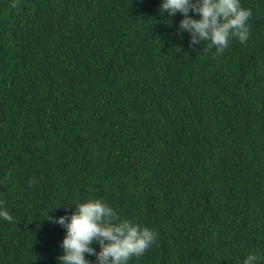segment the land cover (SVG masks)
Masks as SVG:
<instances>
[{"label": "trees", "instance_id": "trees-1", "mask_svg": "<svg viewBox=\"0 0 264 264\" xmlns=\"http://www.w3.org/2000/svg\"><path fill=\"white\" fill-rule=\"evenodd\" d=\"M159 3L0 0V264H56L48 209L95 197L155 233L128 264H264V0L219 53Z\"/></svg>", "mask_w": 264, "mask_h": 264}, {"label": "clouds", "instance_id": "clouds-1", "mask_svg": "<svg viewBox=\"0 0 264 264\" xmlns=\"http://www.w3.org/2000/svg\"><path fill=\"white\" fill-rule=\"evenodd\" d=\"M159 10L166 17L181 15L177 34L187 33L192 45L205 42L219 53L228 46L230 37L241 43L249 39L250 11L241 0H160ZM165 21L171 24L170 20ZM69 206L70 213L51 216L49 212L58 208L54 207L48 209L44 218L64 229L56 264H128L130 258L142 255L155 239L152 228L122 217L103 197L64 207ZM0 218L13 220L2 205ZM259 259L257 253L249 252L242 264H257Z\"/></svg>", "mask_w": 264, "mask_h": 264}]
</instances>
